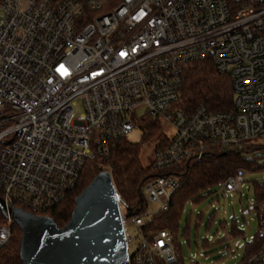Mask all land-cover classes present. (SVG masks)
I'll return each instance as SVG.
<instances>
[{"label":"built area","instance_id":"built-area-1","mask_svg":"<svg viewBox=\"0 0 264 264\" xmlns=\"http://www.w3.org/2000/svg\"><path fill=\"white\" fill-rule=\"evenodd\" d=\"M205 58L230 75L233 108L174 107L183 70ZM145 117L173 127L155 148V170L198 162L215 144L264 138V0H0V197L6 207L46 216L76 186L90 156L108 160L113 141L141 129ZM246 173L239 167L206 189L215 186L217 200L232 198ZM178 186L171 175L143 183L147 204L158 208L148 219L146 210L131 217L140 243L130 252L133 237L125 234L128 263L176 260L168 229L143 228L169 208ZM119 207L124 223L122 199ZM255 211L257 231L238 247L257 239L258 249L237 264H264V202ZM4 218L0 248L12 236L13 221Z\"/></svg>","mask_w":264,"mask_h":264},{"label":"trees","instance_id":"trees-1","mask_svg":"<svg viewBox=\"0 0 264 264\" xmlns=\"http://www.w3.org/2000/svg\"><path fill=\"white\" fill-rule=\"evenodd\" d=\"M233 102L234 93L230 75L220 73L212 60L205 58L187 64L182 72L178 100L173 106L186 112H192L200 106L210 111H228L233 108ZM140 123L143 130L141 143L155 136L160 129L157 119L145 117ZM166 142V138L161 139L155 148ZM141 143L130 142L126 137L113 141L106 161L94 152L84 165L83 180L80 183L77 182L76 186L45 214L53 218L58 227H63L71 218L75 198L99 172L108 170L119 197L125 203L126 215L132 217L146 210L148 206L142 192V185L145 181L160 175L174 176L179 186L171 197L169 208L155 214L143 230L149 232L168 229L173 236L176 251V260L170 264H180L176 242L184 202L190 198H204L200 194L202 190L225 179L239 167L247 171L264 168V161L259 162V159L264 157V138L259 144L248 142L231 146L215 144L198 162L185 160L172 167L159 170H155L152 163L148 166L141 164L139 157ZM251 186L255 196L253 208L256 210L257 206L264 202V188L255 181H252ZM4 222L5 218L0 214V223ZM11 229L10 240L0 248V264H23L20 258L22 232L14 222L11 223ZM184 231L186 232V228ZM241 233L242 231L233 230V234L240 235ZM258 245L257 239L248 243L242 260L256 252ZM125 264L131 263L126 262Z\"/></svg>","mask_w":264,"mask_h":264},{"label":"water","instance_id":"water-1","mask_svg":"<svg viewBox=\"0 0 264 264\" xmlns=\"http://www.w3.org/2000/svg\"><path fill=\"white\" fill-rule=\"evenodd\" d=\"M119 197L108 170L99 172L75 198L70 220L58 227L50 216H36L21 208L6 207L20 228L23 264H125L128 260Z\"/></svg>","mask_w":264,"mask_h":264},{"label":"rangeland","instance_id":"rangeland-1","mask_svg":"<svg viewBox=\"0 0 264 264\" xmlns=\"http://www.w3.org/2000/svg\"><path fill=\"white\" fill-rule=\"evenodd\" d=\"M81 112L82 106L78 102L76 114ZM158 120L160 129L149 140L141 143L143 130L137 127L126 136L130 142L141 143L139 157L143 166L153 162L155 146L158 142L173 133V127L168 121L161 118ZM245 142L259 144L263 142V138L255 137ZM263 161L264 157H261L259 162ZM83 177L84 173L81 174L78 183L83 180ZM245 180L244 187L232 198L220 197L217 200L216 187L212 186L201 191L200 194L204 195V198H190L184 202L176 242L180 264H237L242 260L244 249L238 245L244 241L245 237L254 235L258 228V218L253 208L255 196L253 188L249 185L252 181L259 184L264 182V168L247 171ZM156 208L158 204L149 203L143 218L148 219L150 215L147 213ZM122 211L126 214V208L122 207ZM131 222V217L125 218L123 225L125 234L133 237L129 248V251L133 252L140 243V232ZM233 230H239L242 233L236 235L233 234ZM231 250L235 251L231 252ZM199 254L202 255L199 256Z\"/></svg>","mask_w":264,"mask_h":264},{"label":"snow or ice","instance_id":"snow-or-ice-1","mask_svg":"<svg viewBox=\"0 0 264 264\" xmlns=\"http://www.w3.org/2000/svg\"><path fill=\"white\" fill-rule=\"evenodd\" d=\"M122 55H123V53H122Z\"/></svg>","mask_w":264,"mask_h":264}]
</instances>
